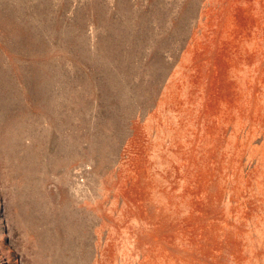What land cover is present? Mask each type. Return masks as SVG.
Returning a JSON list of instances; mask_svg holds the SVG:
<instances>
[{"label":"rangeland","instance_id":"obj_1","mask_svg":"<svg viewBox=\"0 0 264 264\" xmlns=\"http://www.w3.org/2000/svg\"><path fill=\"white\" fill-rule=\"evenodd\" d=\"M0 264H264V0H0Z\"/></svg>","mask_w":264,"mask_h":264}]
</instances>
